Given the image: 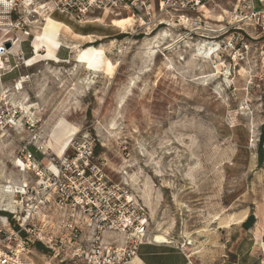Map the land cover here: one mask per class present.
<instances>
[{
  "label": "rangeland",
  "instance_id": "374dc122",
  "mask_svg": "<svg viewBox=\"0 0 264 264\" xmlns=\"http://www.w3.org/2000/svg\"><path fill=\"white\" fill-rule=\"evenodd\" d=\"M142 1L140 12L83 23L49 14L42 0L0 3V255L68 264L19 225L26 200L12 190L37 179L14 167L27 150L45 168L38 151L88 160L149 237L165 232L182 250L192 241L184 251L194 264H264V0ZM48 18L68 28L54 32L79 41L77 52L102 47L97 72L41 36ZM85 36L101 40L84 46ZM203 41L218 45L210 60L196 56ZM73 137L62 158L45 148ZM48 207L41 230L54 236L62 218Z\"/></svg>",
  "mask_w": 264,
  "mask_h": 264
},
{
  "label": "built area",
  "instance_id": "2783aa9c",
  "mask_svg": "<svg viewBox=\"0 0 264 264\" xmlns=\"http://www.w3.org/2000/svg\"><path fill=\"white\" fill-rule=\"evenodd\" d=\"M42 2L49 14L66 15L78 23L101 11L118 15L117 12L130 9L140 12L144 6L142 0ZM12 8L15 12L16 9ZM18 26L26 28L29 25L19 23ZM30 29L23 32L25 38L30 36ZM38 152L43 161H48L47 168L27 150L16 158V161L25 163L26 168L22 170L14 164L20 172L31 173L37 178L31 184L23 181L15 187L14 191L17 192L13 193L14 197L26 200L18 220L21 230L27 236L31 238L33 234L34 240L41 242L57 258L61 257L60 260L68 264H126L141 245L155 242L145 233V228L138 224L142 220H135V216L127 212L126 197L123 198L116 191L117 187L105 180V176L95 173L89 167L88 160L80 165L75 159L47 158L45 153ZM88 155H91L90 151ZM89 157L92 158V155ZM49 204H52L51 208L60 220L62 218L61 223L59 221L55 224L54 236L44 235L41 230L45 225L44 218L52 213ZM35 220H40V223ZM19 248L16 252L24 250L21 246ZM14 257L15 253L8 250L7 254L0 255V264H21Z\"/></svg>",
  "mask_w": 264,
  "mask_h": 264
},
{
  "label": "bare ground",
  "instance_id": "6f19581e",
  "mask_svg": "<svg viewBox=\"0 0 264 264\" xmlns=\"http://www.w3.org/2000/svg\"><path fill=\"white\" fill-rule=\"evenodd\" d=\"M28 1V3L26 2L25 3V5L27 6V7H30L32 4H33V2H32V0H27ZM0 3L2 4V5H8L9 6V2H8V4H7V0H0ZM8 6H6V7H8ZM5 7V6H4ZM34 13H36L35 11H34ZM47 23H44L45 24V27L47 26V28L49 29V30H51V32L50 33H48V32H46L44 29L42 30V33H41V36L42 37H44V38H46V39H48L49 41H52V42H54V43H56V44H58V45H60V46H66V47H68L69 49H71L72 51H74V52H76L75 54V59H74V62L76 63V64H81V65H86V66H88V68L90 69V70H95V68H97V67H99V65H101V64H99V62L101 61V56H102V54H103V51H102V47H100V48H97V47H94V48H91V49H89L90 51H82L81 50V52H77L78 51V44H80L79 43V41H77V40H75V39H73V38H71V37H68V36H66V34H64V33H62V34H58V33H55L54 31L55 30H61L62 28L65 30H68V28L65 26V25H63L62 23H58V22H56V21H54V20H52V19H50V18H48L47 20ZM102 20L101 19H99V20H92V21H88L87 22V24H91V23H98V22H101ZM81 23H83V22H81ZM140 25H144L143 24V22L140 24ZM36 36H35V34H34V37H33V39L32 40H34V38H35ZM168 36H167V34L164 32L163 34H160L155 40H154V42H153V45H155V46H153V47H147L148 48V51H149V53H151V50L153 49V48H158V47H160V46H162L163 44L161 43V41H163L164 39H166ZM82 39H84L85 40V42L84 43H82L84 46L85 45H91V44H93V43H95V42H97V41H99V40H101V38H97V40L96 41H94V36H85V37H82ZM102 39H104V38H102ZM11 42V41H10ZM178 43V42H177ZM15 44L16 43H14L13 45H12V47L13 46H15ZM82 47V46H81ZM218 48V45L215 43V44H213V43H210V42H205V41H203L202 42V44L197 48V50H196V52H197V54L198 55H196V56H198V57H200V58H202L203 60H210V58H212V56L215 54V52H216V49ZM164 49V48H163ZM83 50H85V49H83ZM88 50V49H87ZM218 51V50H217ZM104 55V54H103ZM150 55V54H149ZM180 57V56H179ZM180 60H181V58H180ZM58 62V61H57ZM60 62V61H59ZM110 67V66H109ZM88 69V70H89ZM95 72H97V70H95ZM21 84H22V82L21 81H19L18 82V85H17V87H14L13 88V90L14 91H20L21 89H22V87H21ZM19 109L21 110V112H22V115H24V116H26V117H29L30 116V110H29V107L28 106H26V105H20L19 106ZM13 126H15V125H13ZM75 137V136H74ZM74 137L73 138H71L68 142H66L59 150H57V149H55V150H53V149H49V148H47V147H45V146H43V147H45L48 151H50L51 153H54V155H56L57 157H59V158H62V156L66 153V151L70 148V145H71V143H72V141H73V139H74ZM0 145H1V138H0ZM41 148H43L42 146H40ZM13 163L15 164L16 163V165L19 167V168H21L22 170H24V168H26V164L25 163H23L22 161H20V160H17L16 161V159L13 161ZM21 170V171H22ZM8 186H9V184H8ZM11 186V185H10ZM16 186H14V188H15ZM13 188V189H14ZM5 189V188H4ZM7 189H9V188H7ZM12 191H14V190H12ZM17 191H15V193H16ZM6 193V197H8V195L10 194V192H9V190H7V192H5ZM128 199L129 200H131V197L130 196H128ZM3 201H5V200H3ZM9 208V207H8ZM4 210V209H3ZM6 210V209H5ZM158 231V230H157ZM151 239L153 240V241H155V242H159V243H171V241H170V239L168 238V234L167 233H165V232H157V233H155V234H153L152 236H151ZM191 244H192V241H189V242H186L185 244H183L182 245V248L185 250L186 249V251H188V252H190V250H189V246H191ZM180 246V245H179ZM262 246H263V249H264V244H262ZM192 255V254H191Z\"/></svg>",
  "mask_w": 264,
  "mask_h": 264
},
{
  "label": "crops",
  "instance_id": "0c3cea01",
  "mask_svg": "<svg viewBox=\"0 0 264 264\" xmlns=\"http://www.w3.org/2000/svg\"><path fill=\"white\" fill-rule=\"evenodd\" d=\"M57 51L56 56H59ZM191 256V255H190ZM126 264H194L184 250L175 244L151 242L141 245ZM237 264V263H231Z\"/></svg>",
  "mask_w": 264,
  "mask_h": 264
},
{
  "label": "water",
  "instance_id": "95a60500",
  "mask_svg": "<svg viewBox=\"0 0 264 264\" xmlns=\"http://www.w3.org/2000/svg\"><path fill=\"white\" fill-rule=\"evenodd\" d=\"M6 46L9 47V44H7Z\"/></svg>",
  "mask_w": 264,
  "mask_h": 264
}]
</instances>
